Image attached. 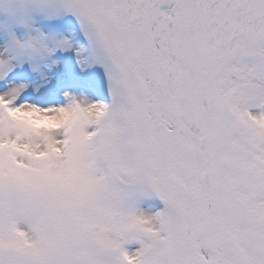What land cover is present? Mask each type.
<instances>
[{
	"label": "snow or ice",
	"instance_id": "obj_1",
	"mask_svg": "<svg viewBox=\"0 0 264 264\" xmlns=\"http://www.w3.org/2000/svg\"><path fill=\"white\" fill-rule=\"evenodd\" d=\"M0 264H264V0H0Z\"/></svg>",
	"mask_w": 264,
	"mask_h": 264
}]
</instances>
